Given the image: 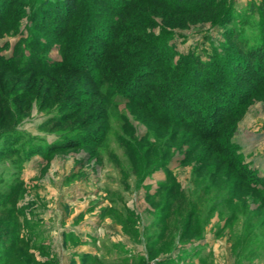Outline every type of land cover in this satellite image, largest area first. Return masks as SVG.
<instances>
[{
    "label": "rangeland",
    "instance_id": "obj_1",
    "mask_svg": "<svg viewBox=\"0 0 264 264\" xmlns=\"http://www.w3.org/2000/svg\"><path fill=\"white\" fill-rule=\"evenodd\" d=\"M98 1L78 0L93 12L119 3ZM219 1L207 13L146 10L145 35L157 41L149 55L169 66H142L138 79L163 84L171 65H211L216 85L205 68L186 71L187 102L170 98L167 111L211 112L203 94L210 86L209 103L224 107L215 120L225 109L229 117L219 126L220 144L231 143L244 176L193 129L134 103L138 89L148 90L142 81L112 91L93 83L84 69L92 64L72 65L81 67L66 72L74 90L64 87L51 110H39L33 97L29 116L0 134V264H264V18L257 9L264 0ZM6 7L15 14L0 29V55L26 57L38 45L43 50L32 52L63 60L55 36L65 25L59 0H0V13ZM99 23L106 29L90 28L86 57L103 49L94 30L111 34L108 19ZM27 79L5 75V83L19 80L15 91L34 96Z\"/></svg>",
    "mask_w": 264,
    "mask_h": 264
},
{
    "label": "trees",
    "instance_id": "obj_2",
    "mask_svg": "<svg viewBox=\"0 0 264 264\" xmlns=\"http://www.w3.org/2000/svg\"><path fill=\"white\" fill-rule=\"evenodd\" d=\"M92 1L95 4L99 2L98 0ZM194 1V4L188 5L189 0H116V2H119L117 5L120 9H118L117 13H114L113 15L108 11L113 7L114 11H116L115 8L117 5L114 6L111 2L108 4L106 3V7H109L108 10L106 8L105 10L100 9L97 10V12H93L90 3L89 5L86 4L87 6L85 7L83 4L81 5L78 0H59L60 4H62L65 9L63 13L64 28L57 32V34L55 32L60 48L62 47V49H64L63 60L61 62L51 61L39 55L37 52H32L36 47L41 49L38 45H35L26 57L21 53L10 57L0 55V67L5 68V70L0 73V134L8 132L12 124H16L29 116L31 111V101L34 98L38 104L39 110L43 108H50L51 110L53 106H57V102L62 95L60 92L64 87L69 86L68 89L71 88L74 90L75 87L71 83L69 75L66 74V72H72L74 69L79 70L81 67L74 68L72 65L77 64L78 66H81L87 62L92 64L93 66L91 67L86 65L87 67L84 69L89 70V72L91 71L93 83L97 85L107 82L112 86V91L119 92L125 91L127 88H130V86L135 85L138 81H142L141 79H138V74L142 66H155L156 64L161 63L168 67L169 62L165 57L163 58L158 55L155 58H151L149 55L151 48H153L152 44L157 41L153 38H148L145 35L143 26L149 24L147 23L149 14H146V10L163 9L172 14H183L184 12L191 10L196 13H207L223 4V2L219 0H211L209 2L204 0ZM12 2L13 1H10L7 7L11 6ZM7 7L6 9L4 8V11H1L2 13H0V29L4 24H7V16L9 14H15L14 11H11ZM257 9L261 14V17L264 18V1L257 5ZM69 11H72L73 13L70 14ZM143 15L144 17L142 18ZM103 19H108L110 21L109 24L111 25L109 31L111 34L107 36V33H105L106 35H103V37H98L97 35L99 32L97 31L98 33H96V30H94L96 35L95 38L102 42L103 49L95 48L90 57H86L85 49L89 44L88 32L91 31L90 28L94 27V25L106 29L99 23ZM102 32L104 33V31ZM124 33L132 35L125 38L122 36ZM138 35H142V37L144 36V38H141L142 41L138 40ZM118 39H121L122 41L118 43ZM34 44H37V42ZM135 44L144 48L137 49L131 54L128 53L127 48L133 49L131 46H134ZM67 50L73 52L72 55L69 54ZM129 57H134V60L128 59ZM215 62L217 61L214 59L213 65L218 64ZM198 66L199 65L192 60L186 61L179 68L178 65H171V74L169 75V78L167 76L164 78L162 77L163 84L154 83L153 79L142 81L148 90H145L142 93L141 89H138L136 95L133 96V102L138 104L142 109L147 110L146 112L155 119L181 122L185 124V127L196 131V134L199 137L210 142L206 149L213 148L214 152L219 154V159L222 162H225V164L233 168L235 171L241 173V176L243 177L244 175L242 174H244V172L239 166L237 157H232L234 147L231 146V143L227 140L223 142L222 145L220 144L221 133L224 132L220 130L219 126L228 120L229 117H225L227 114L225 109L223 111L225 115L222 118L215 120L224 107H221V105L216 103L215 100L209 103L211 97L209 91L210 86L204 87L203 94L206 95L204 100L208 102L209 105L211 104V112H200L198 114L195 113V110L190 108L191 110L188 109L189 115H183L178 111H167L168 108H170L168 107L170 98L182 102L188 96L186 94L187 91L183 89V87L185 83H190L192 80L190 77L186 76V71L198 72L200 71L199 68H205V70L208 71L207 79L210 81L213 80L212 82L216 85L217 78L215 76L216 74L211 72V65H202V67ZM214 71H217V69H214ZM11 74L28 76V79H31L33 83L32 89H30L29 93H34V96H29L26 91L27 89L22 91L25 88L19 92L15 91L19 84V80L16 82L14 81V83L10 81L9 83H5V75L6 77H9L12 76ZM259 77L261 80H258V82L262 84L260 86L264 87V83H262V81H264V78H262L264 75ZM28 79L25 80V85L28 83ZM158 79H160V77L155 78V80ZM77 95L78 94L71 91L69 96L76 99L78 98ZM149 100L151 101L148 102ZM183 102L187 101L184 100ZM45 103L46 105H44ZM62 105L64 108L66 103H62ZM185 109L187 110L186 106ZM50 110H48L47 113H50ZM236 113L237 111L234 109L232 115ZM52 117L56 120L59 117L61 118V116L57 114H53ZM64 117H66V114H64ZM209 118H212L211 121ZM207 122L211 125H206ZM248 184H250V181H248Z\"/></svg>",
    "mask_w": 264,
    "mask_h": 264
}]
</instances>
